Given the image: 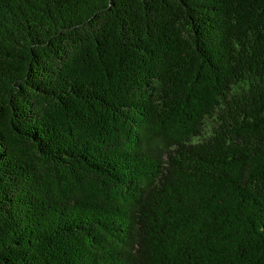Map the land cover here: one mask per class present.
Masks as SVG:
<instances>
[{"label": "trees", "instance_id": "16d2710c", "mask_svg": "<svg viewBox=\"0 0 264 264\" xmlns=\"http://www.w3.org/2000/svg\"><path fill=\"white\" fill-rule=\"evenodd\" d=\"M0 264H264V0H0Z\"/></svg>", "mask_w": 264, "mask_h": 264}]
</instances>
